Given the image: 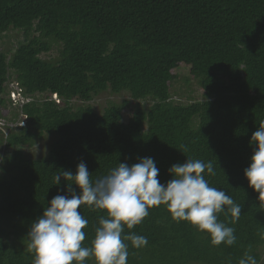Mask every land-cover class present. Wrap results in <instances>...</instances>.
<instances>
[{"label": "trees", "instance_id": "trees-1", "mask_svg": "<svg viewBox=\"0 0 264 264\" xmlns=\"http://www.w3.org/2000/svg\"><path fill=\"white\" fill-rule=\"evenodd\" d=\"M9 32L20 39L0 49V119L7 118L10 80L28 101L18 110L23 125L0 131L7 152L0 156V264H33L27 235L51 199L67 195V181L54 182L62 170L75 174L84 162L95 180L148 157L162 184L187 158L211 162L209 185L242 207L238 220L218 216L237 241L213 245L161 205L125 227L124 235L148 240L139 249L129 242L127 264H238L245 252L264 264V195L244 177L251 137L264 121V0H0V46ZM180 69L203 100L173 101ZM123 92L129 99L101 115L88 104ZM47 137L45 153L23 151ZM79 211L89 221L83 244L90 246L106 213L87 205Z\"/></svg>", "mask_w": 264, "mask_h": 264}, {"label": "clouds", "instance_id": "clouds-1", "mask_svg": "<svg viewBox=\"0 0 264 264\" xmlns=\"http://www.w3.org/2000/svg\"><path fill=\"white\" fill-rule=\"evenodd\" d=\"M250 144L255 145V150L244 177L250 188L264 195V121L253 133ZM169 174L172 178L162 184L159 169L150 157L131 166L118 163L95 180L84 162L78 164L75 174L62 170L54 182L59 186L62 178L67 181V195L54 196L27 235L28 248L34 253L33 264H86L90 259L95 264H127L129 242L132 248L139 249L148 240L134 232L124 235L125 227L133 229L149 216L150 209L161 205L166 206L174 220L207 233L213 245H234L235 229L218 216L228 213L234 221L238 220L242 207L226 192L209 185L205 175L216 174L213 164L187 158L186 162L171 166ZM73 185L79 189L78 194ZM82 205L106 213L98 219L90 246L83 244V229L89 221L79 211ZM238 264L258 262L245 252Z\"/></svg>", "mask_w": 264, "mask_h": 264}, {"label": "rangeland", "instance_id": "rangeland-1", "mask_svg": "<svg viewBox=\"0 0 264 264\" xmlns=\"http://www.w3.org/2000/svg\"><path fill=\"white\" fill-rule=\"evenodd\" d=\"M17 39H20V35L17 36L15 33L13 35L12 32H9L8 35L3 38L4 42L3 45L0 46V49L15 48ZM176 73L179 79L175 82L173 89L171 90L173 101L176 103L188 104L193 101L203 100L202 90L200 89L198 83L190 77L188 69H180ZM186 78L189 79V83H184ZM6 86V94L3 97L5 98L6 104L8 105L5 113L7 118L0 119V131H2L4 134L10 128L23 125V119L20 117L21 115H18V110L23 103L28 101V99L24 98V96L20 93L18 85L13 80H10ZM52 98L55 100L54 96ZM125 99H129V95L126 92L117 95L102 93L94 98V100L88 102V104L94 108L97 114L101 115L104 109H106L111 103L119 104ZM73 103L75 106L81 104V102L77 100L73 101ZM14 114H17L18 116L16 121L12 122L11 119ZM51 139L52 137H47L43 142L38 143L31 148H23V151L26 152V154L31 155L45 153V151L48 149V142L51 141ZM6 153L7 152L4 150V148L0 146V156L2 157ZM262 259L264 260V251L262 253Z\"/></svg>", "mask_w": 264, "mask_h": 264}]
</instances>
